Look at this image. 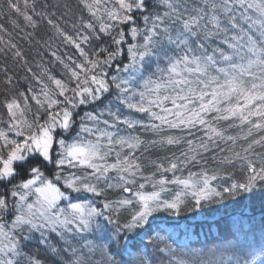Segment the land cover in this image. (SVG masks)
I'll return each instance as SVG.
<instances>
[{
    "label": "snow or ice",
    "instance_id": "snow-or-ice-1",
    "mask_svg": "<svg viewBox=\"0 0 264 264\" xmlns=\"http://www.w3.org/2000/svg\"><path fill=\"white\" fill-rule=\"evenodd\" d=\"M2 20L0 264H264V0H0ZM244 200L200 247L158 222Z\"/></svg>",
    "mask_w": 264,
    "mask_h": 264
},
{
    "label": "trees",
    "instance_id": "trees-1",
    "mask_svg": "<svg viewBox=\"0 0 264 264\" xmlns=\"http://www.w3.org/2000/svg\"><path fill=\"white\" fill-rule=\"evenodd\" d=\"M23 0H21L22 6ZM75 3V0H73ZM0 23H4L9 31H12L11 25L7 20H2ZM22 23V20H21ZM40 34H43V29L40 30ZM5 39H8L5 36ZM19 39V36L16 37ZM2 46V45H0ZM25 47L27 45L25 44ZM4 61L3 54H0V64ZM11 64V60H9ZM86 110L82 109L81 111ZM252 203L248 200H244L240 203H234L232 201H226L224 204H209L199 210L185 211L179 217H169L167 214H159L162 227L168 228L176 233L182 241L190 243L192 246L200 247L204 244H211L216 241L220 236L222 230L230 226L234 219H238L241 212L246 216L253 215ZM259 205H256L255 211V223L257 230L255 233L256 242L260 240L259 233ZM245 230H247L248 222L244 221ZM186 237V240H185ZM249 239H252L249 236Z\"/></svg>",
    "mask_w": 264,
    "mask_h": 264
}]
</instances>
